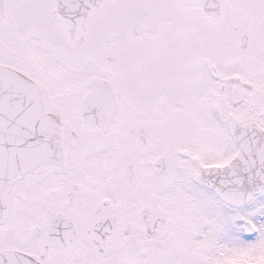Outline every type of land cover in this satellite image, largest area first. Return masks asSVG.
Wrapping results in <instances>:
<instances>
[{
  "label": "snow or ice",
  "instance_id": "obj_1",
  "mask_svg": "<svg viewBox=\"0 0 264 264\" xmlns=\"http://www.w3.org/2000/svg\"><path fill=\"white\" fill-rule=\"evenodd\" d=\"M0 264H264V0H0Z\"/></svg>",
  "mask_w": 264,
  "mask_h": 264
}]
</instances>
